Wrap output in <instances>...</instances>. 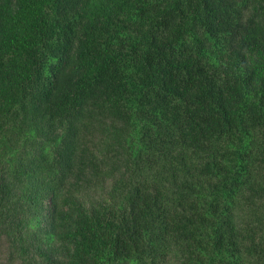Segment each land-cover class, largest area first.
Segmentation results:
<instances>
[{"label": "trees", "instance_id": "16d2710c", "mask_svg": "<svg viewBox=\"0 0 264 264\" xmlns=\"http://www.w3.org/2000/svg\"><path fill=\"white\" fill-rule=\"evenodd\" d=\"M264 264V0H0V264Z\"/></svg>", "mask_w": 264, "mask_h": 264}, {"label": "rangeland", "instance_id": "374dc122", "mask_svg": "<svg viewBox=\"0 0 264 264\" xmlns=\"http://www.w3.org/2000/svg\"><path fill=\"white\" fill-rule=\"evenodd\" d=\"M14 264H16V263H14Z\"/></svg>", "mask_w": 264, "mask_h": 264}]
</instances>
